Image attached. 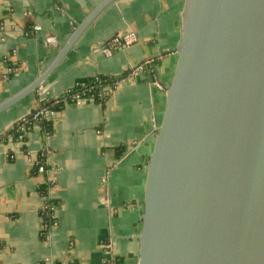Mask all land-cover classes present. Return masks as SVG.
Instances as JSON below:
<instances>
[{"label":"crops","instance_id":"crops-1","mask_svg":"<svg viewBox=\"0 0 264 264\" xmlns=\"http://www.w3.org/2000/svg\"><path fill=\"white\" fill-rule=\"evenodd\" d=\"M97 0H0V101L55 56ZM184 0H116L88 27L45 84L0 113V134L77 81L127 74L102 102L54 111L51 132L34 124L25 140L0 142V264H137L147 163L177 59ZM39 27L38 29L36 27ZM136 39L115 47L114 36ZM104 45L111 53L103 50ZM25 149V150H24ZM46 151L47 171L33 172ZM51 181L56 224L45 227Z\"/></svg>","mask_w":264,"mask_h":264},{"label":"water","instance_id":"water-1","mask_svg":"<svg viewBox=\"0 0 264 264\" xmlns=\"http://www.w3.org/2000/svg\"><path fill=\"white\" fill-rule=\"evenodd\" d=\"M115 1H92L0 113L45 84ZM176 53L147 163L137 264H264V0H184Z\"/></svg>","mask_w":264,"mask_h":264},{"label":"trees","instance_id":"trees-1","mask_svg":"<svg viewBox=\"0 0 264 264\" xmlns=\"http://www.w3.org/2000/svg\"><path fill=\"white\" fill-rule=\"evenodd\" d=\"M115 37V36H114ZM112 41V40H110ZM129 73V70L126 72H123L119 75H96L92 78L84 79L77 81L71 88L64 90L57 98L54 99H48L47 101L42 103V106H47L51 110H57L60 107H62L64 104L69 102H74V96L75 94L84 97L86 99H93L97 102H102L105 98V96L111 92V91H101V87H112V90L114 89L117 82L122 80L127 74ZM33 111H31L29 114H27L22 119L16 121L11 128H9L5 133L0 134V142L1 141H7L9 140V137H11V141H17L19 140V135L21 134V131L19 130L20 124H23L27 127V130L29 131L31 127L35 124V120L32 117ZM51 119L41 118L37 122L40 123L42 132L46 135L51 132ZM27 134H23L21 136L22 140H25ZM25 150V149H24ZM46 151L42 150L38 153V156L36 158V163L33 164V172H36L38 170V166L45 165L46 168L48 167V164H46ZM51 186V181L46 180V183L39 186V193L43 196L48 195L49 187ZM55 200L52 198H47V208L45 211L41 212V216L43 217L45 221V227H50L53 224V221L56 220L55 218L51 217V210L48 208L51 205L55 204ZM53 264H74V263H63V262H54Z\"/></svg>","mask_w":264,"mask_h":264},{"label":"built area","instance_id":"built-area-1","mask_svg":"<svg viewBox=\"0 0 264 264\" xmlns=\"http://www.w3.org/2000/svg\"><path fill=\"white\" fill-rule=\"evenodd\" d=\"M37 29L39 28L38 26L36 27ZM135 39H136V34L133 32V31H127V32H125V33H122V34H119V35H117V36H115V37H113L112 38V41H114L115 42V47H119V46H128L129 44H131L133 41H135ZM103 50L106 52V53H111V49L109 48V47H107L106 45H104V47H103ZM146 65H147V62L146 61H144V62H141V63H139V64H137L136 66H134V67H132V68H130L129 69V74H131V73H140L142 70H144L145 68H146ZM121 81V80H120ZM119 81V82H120ZM118 83V82H117ZM152 84L154 85V86H156L157 88H159V89H163V90H165L166 88L158 81V80H154V81H152ZM116 86V85H115ZM115 88V87H114ZM101 89V91H112V87H109V86H107V87H101L100 88ZM82 99H86V98H84V97H81V96H79V95H77V94H75V96H74V102H77V101H80V100H82ZM48 99H45V100H43V102H45V101H47ZM33 111V115H32V117H33V119L37 122L38 120H40L41 118H46V119H51L52 118V116H53V114H54V110H51L49 107H47V106H42V104L38 107V108H36V109H34V110H32ZM23 118V117H22ZM21 118V119H22ZM20 120V119H19ZM19 130L21 131V134L19 135V140H17L18 142H21V141H23L22 139H21V136L23 135V134H27L28 133V130H27V127L25 126V125H23V124H20V126H19ZM9 139H11V137H9ZM35 163H36V160L34 161ZM47 164V163H46ZM38 170H41V171H47L48 170V168H46L45 167V165H40V166H38ZM49 192V191H48ZM45 197V203H44V206H43V208H42V210H41V212L42 211H45V209L47 208V203H46V200H47V198H49V193H48V195L47 196H44ZM54 207H55V205H51V206H49L48 208L51 210V217L52 218H55L54 217V214H53V210H54ZM43 218V217H42ZM43 222H44V224H45V221H44V219H43ZM56 224V220H54L53 221V224H52V226L53 225H55ZM116 258L114 257V256H110V257H108L107 259H105V261H104V264H117V262H116Z\"/></svg>","mask_w":264,"mask_h":264}]
</instances>
